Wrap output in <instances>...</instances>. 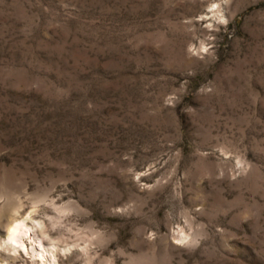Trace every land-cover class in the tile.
Returning <instances> with one entry per match:
<instances>
[{
    "label": "rangeland",
    "instance_id": "374dc122",
    "mask_svg": "<svg viewBox=\"0 0 264 264\" xmlns=\"http://www.w3.org/2000/svg\"><path fill=\"white\" fill-rule=\"evenodd\" d=\"M0 264H264V0H0Z\"/></svg>",
    "mask_w": 264,
    "mask_h": 264
},
{
    "label": "bare ground",
    "instance_id": "6f19581e",
    "mask_svg": "<svg viewBox=\"0 0 264 264\" xmlns=\"http://www.w3.org/2000/svg\"><path fill=\"white\" fill-rule=\"evenodd\" d=\"M25 227H26V225H25L24 221L9 220L6 223V231L7 232L5 234L4 244L9 246L10 248H13L14 247L13 244L20 243V241L22 239V235H25L27 232ZM38 244H41V242L38 241Z\"/></svg>",
    "mask_w": 264,
    "mask_h": 264
}]
</instances>
